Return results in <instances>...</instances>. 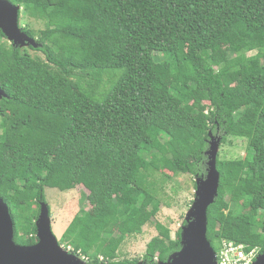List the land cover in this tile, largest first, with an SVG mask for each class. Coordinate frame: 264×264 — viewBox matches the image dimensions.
<instances>
[{
    "label": "trees",
    "instance_id": "1",
    "mask_svg": "<svg viewBox=\"0 0 264 264\" xmlns=\"http://www.w3.org/2000/svg\"><path fill=\"white\" fill-rule=\"evenodd\" d=\"M9 1L45 26H20L36 47L0 31V198L16 244L38 242L47 188L80 186L91 209L60 245L87 264L140 263L120 248L158 216L165 183L197 188L212 136L247 146L218 154L207 238L217 253L228 241L264 254V0ZM156 230L145 264L181 250V229Z\"/></svg>",
    "mask_w": 264,
    "mask_h": 264
},
{
    "label": "water",
    "instance_id": "2",
    "mask_svg": "<svg viewBox=\"0 0 264 264\" xmlns=\"http://www.w3.org/2000/svg\"><path fill=\"white\" fill-rule=\"evenodd\" d=\"M21 10L20 6H15L9 0H0V31L15 47H36V40L20 27ZM6 97L0 89V101ZM209 145L206 152L208 172L206 176L196 177V198L181 229V250L161 264H218L217 252L209 242L207 233L208 210L219 196L217 157L221 139L211 136ZM40 208L36 222L38 242L33 246H21L15 243V226L9 207L0 198V264H87L59 244L53 233L49 205L40 203ZM254 264H264V254H260Z\"/></svg>",
    "mask_w": 264,
    "mask_h": 264
},
{
    "label": "rangeland",
    "instance_id": "3",
    "mask_svg": "<svg viewBox=\"0 0 264 264\" xmlns=\"http://www.w3.org/2000/svg\"><path fill=\"white\" fill-rule=\"evenodd\" d=\"M37 32L45 28L42 22L35 20L21 19L20 26L26 24ZM32 56H43L40 52L29 50ZM252 53L251 55H255ZM17 113L13 109L8 113L12 116ZM232 144L221 146L219 154L222 158L237 159L246 155V142L243 140L230 139ZM157 178H161L157 175ZM194 177H182L174 182L165 183V193L162 198V208L155 219L149 223H144L143 232L140 235H134L126 240L119 251V261H140L143 262L148 243L158 235L156 223H161L168 227L175 239L177 232L184 226L186 217L196 198V189L193 183ZM160 180V179H159ZM87 191L83 187H77L70 191H60L58 189H46V200L51 210L52 229L59 244L62 243L63 235L74 217L83 209L90 210L91 206L87 201ZM149 218L144 217V221ZM143 221V222H144ZM64 249L65 246L62 245ZM71 250V249H68Z\"/></svg>",
    "mask_w": 264,
    "mask_h": 264
},
{
    "label": "built area",
    "instance_id": "4",
    "mask_svg": "<svg viewBox=\"0 0 264 264\" xmlns=\"http://www.w3.org/2000/svg\"><path fill=\"white\" fill-rule=\"evenodd\" d=\"M260 255V249H254L247 253L244 246L223 241L219 253H217L218 264H254ZM88 262L85 257H80Z\"/></svg>",
    "mask_w": 264,
    "mask_h": 264
}]
</instances>
